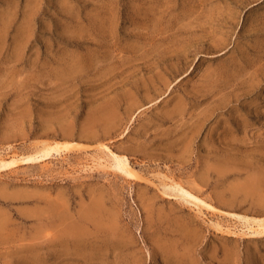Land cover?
I'll return each instance as SVG.
<instances>
[{
    "label": "rangeland",
    "instance_id": "1",
    "mask_svg": "<svg viewBox=\"0 0 264 264\" xmlns=\"http://www.w3.org/2000/svg\"><path fill=\"white\" fill-rule=\"evenodd\" d=\"M51 140L0 171V264H264V0H0V155Z\"/></svg>",
    "mask_w": 264,
    "mask_h": 264
},
{
    "label": "bare ground",
    "instance_id": "2",
    "mask_svg": "<svg viewBox=\"0 0 264 264\" xmlns=\"http://www.w3.org/2000/svg\"><path fill=\"white\" fill-rule=\"evenodd\" d=\"M82 144L76 141L71 140H51L43 142L39 145H36L34 148L23 154H11V155H0V171L8 169L20 164H30L34 162H39L45 160L53 155H58L64 152L72 151L74 148L81 146ZM100 148L105 152L109 159V166L121 173L127 178H136L139 177L138 172L131 166L128 157L123 153H117L113 151L108 145L104 143H99ZM173 188L182 195L184 198H188L191 201H196L199 204L206 205L207 207L214 208L213 205L206 203L203 199L199 198L198 195L192 191L191 188L185 189L183 185L179 182H171ZM246 185V184H245ZM249 186V185H248ZM247 188V187H246ZM200 204V205H201ZM231 215H233L231 213ZM249 223L251 226L256 225L254 233L259 235L264 234V218H255V217H245L236 215ZM105 218V217H104ZM94 223L97 222L95 218ZM91 221V220H90ZM112 221V220H111ZM105 230L108 229L109 232H112V226L109 223L110 221L107 218V221L103 219ZM103 225V223H101ZM250 227V226H249ZM252 228V227H251ZM107 246V245H106Z\"/></svg>",
    "mask_w": 264,
    "mask_h": 264
}]
</instances>
